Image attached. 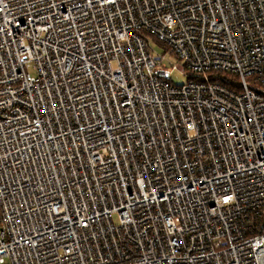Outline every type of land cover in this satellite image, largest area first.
Wrapping results in <instances>:
<instances>
[{
  "label": "built area",
  "instance_id": "built-area-1",
  "mask_svg": "<svg viewBox=\"0 0 264 264\" xmlns=\"http://www.w3.org/2000/svg\"><path fill=\"white\" fill-rule=\"evenodd\" d=\"M0 264H264V0H0Z\"/></svg>",
  "mask_w": 264,
  "mask_h": 264
},
{
  "label": "rangeland",
  "instance_id": "rangeland-1",
  "mask_svg": "<svg viewBox=\"0 0 264 264\" xmlns=\"http://www.w3.org/2000/svg\"><path fill=\"white\" fill-rule=\"evenodd\" d=\"M149 44L151 49L153 50V52H163V47L161 46V44H159V42L155 39V38H150L149 40ZM166 63L167 66L169 67V69L174 65V64H178V63H182L181 60H178L173 54L170 53H166ZM187 76L184 73H181L179 70L177 69H173L171 72V83L172 84H182L184 82L187 81ZM249 79V78H247Z\"/></svg>",
  "mask_w": 264,
  "mask_h": 264
},
{
  "label": "trees",
  "instance_id": "trees-1",
  "mask_svg": "<svg viewBox=\"0 0 264 264\" xmlns=\"http://www.w3.org/2000/svg\"><path fill=\"white\" fill-rule=\"evenodd\" d=\"M220 76H223V78L225 77L228 80V82H225L227 86H230V87L235 86V81L237 79L236 75L231 74V73H223Z\"/></svg>",
  "mask_w": 264,
  "mask_h": 264
}]
</instances>
